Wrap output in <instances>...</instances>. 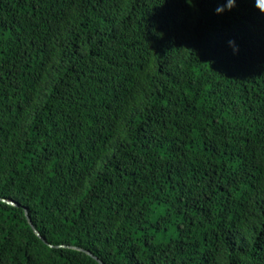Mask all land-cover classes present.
I'll use <instances>...</instances> for the list:
<instances>
[{
  "label": "trees",
  "instance_id": "16d2710c",
  "mask_svg": "<svg viewBox=\"0 0 264 264\" xmlns=\"http://www.w3.org/2000/svg\"><path fill=\"white\" fill-rule=\"evenodd\" d=\"M228 3L0 0V264H264V0Z\"/></svg>",
  "mask_w": 264,
  "mask_h": 264
},
{
  "label": "water",
  "instance_id": "95a60500",
  "mask_svg": "<svg viewBox=\"0 0 264 264\" xmlns=\"http://www.w3.org/2000/svg\"><path fill=\"white\" fill-rule=\"evenodd\" d=\"M2 201L7 202V203H9V204H11V205H14V206H19V204L16 203L15 201H13V200L2 199ZM26 211H27V214H28V218H30V222H31V224L33 225L34 229L36 230V232L38 233V235L40 236V238H42V239L46 242V239L43 237V235H42V233L40 232V230H39V229L37 228V226L34 224L32 218H31V216H30V214H29V210H28L27 208H26ZM50 246L53 247V245H50ZM73 248H75V247H73ZM75 249H78V248H75ZM79 250L84 251L83 249H79ZM87 253H88L89 255L94 256V255H93L92 253H90V252H87ZM97 259H98V258H97ZM98 260L100 261L101 264H104L103 261H101L100 259H98Z\"/></svg>",
  "mask_w": 264,
  "mask_h": 264
},
{
  "label": "clouds",
  "instance_id": "9594fccd",
  "mask_svg": "<svg viewBox=\"0 0 264 264\" xmlns=\"http://www.w3.org/2000/svg\"><path fill=\"white\" fill-rule=\"evenodd\" d=\"M234 3H235V0H229L228 7L231 8L232 6H234ZM217 11L220 12V11H223V9L220 8V9H217ZM229 43L231 44L233 42L230 41Z\"/></svg>",
  "mask_w": 264,
  "mask_h": 264
}]
</instances>
